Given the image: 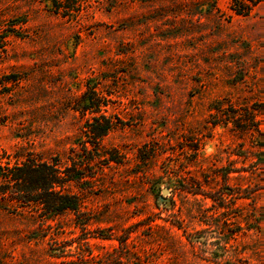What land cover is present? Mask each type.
Wrapping results in <instances>:
<instances>
[{"label":"rangeland","instance_id":"1","mask_svg":"<svg viewBox=\"0 0 264 264\" xmlns=\"http://www.w3.org/2000/svg\"><path fill=\"white\" fill-rule=\"evenodd\" d=\"M55 1L0 0V164L80 209L0 210V264H264V0Z\"/></svg>","mask_w":264,"mask_h":264},{"label":"trees","instance_id":"2","mask_svg":"<svg viewBox=\"0 0 264 264\" xmlns=\"http://www.w3.org/2000/svg\"><path fill=\"white\" fill-rule=\"evenodd\" d=\"M262 0H234V10L239 15H247L252 6ZM251 3V5L247 4ZM54 4L61 8V3ZM71 10V9H70ZM6 34H0V48L5 46ZM98 137L103 133H96ZM59 160L49 161L28 158L11 165L10 161L0 164V210L24 213L29 209L41 211L52 220L66 212H78V196L67 191L66 185L84 179L75 167L63 176Z\"/></svg>","mask_w":264,"mask_h":264}]
</instances>
